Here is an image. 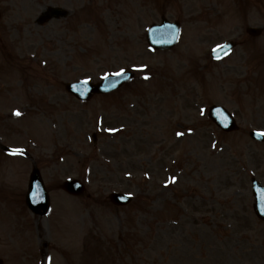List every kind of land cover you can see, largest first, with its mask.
<instances>
[{"label": "rangeland", "instance_id": "obj_1", "mask_svg": "<svg viewBox=\"0 0 264 264\" xmlns=\"http://www.w3.org/2000/svg\"><path fill=\"white\" fill-rule=\"evenodd\" d=\"M49 6L71 13L36 24ZM0 10V140L29 149L53 203L42 218L25 206L29 158L0 164V191L16 193L0 196L5 264H264L250 182L264 184V143L249 137L264 131V32L246 33L264 25V0H0ZM163 16L182 35L153 51L146 29ZM228 39L239 45L213 60ZM123 69L135 79L91 101L66 90ZM212 104L241 129L221 132ZM71 177L87 195L59 189ZM117 181L141 194L136 205L107 201Z\"/></svg>", "mask_w": 264, "mask_h": 264}, {"label": "water", "instance_id": "obj_2", "mask_svg": "<svg viewBox=\"0 0 264 264\" xmlns=\"http://www.w3.org/2000/svg\"><path fill=\"white\" fill-rule=\"evenodd\" d=\"M60 13L61 12L59 9L52 8L47 13V16L42 19L50 18L53 15L58 16ZM178 30H179L178 25L171 24L168 21L164 20L161 25H153L150 28L149 34H148V40L155 47H161V48L169 47L170 45H172L171 42L176 38ZM223 53H225V50L224 48H221V50L218 51V54L221 55ZM122 77L117 78L113 86L121 85L123 83ZM72 87L73 88H70V85H69V89L73 93H75L79 98L86 97V94L84 90L82 89V86H80L79 84H72ZM92 91L98 92V91H101V89L99 88L98 85H93ZM90 96H91V93L89 97ZM210 116L213 118L214 121H216L225 130H231L235 128V123L232 117L222 107H216V106L212 107L210 109ZM64 188L73 194H79L84 190V186L81 183H78L74 180L66 182L64 184ZM261 197L258 198V201L256 204L257 210L263 209L264 207V203L260 201ZM114 200L117 201V199H114ZM27 202L30 208L36 213L45 214L47 213L49 209V205H50L49 195L44 187L42 178L38 170L36 169L31 175L30 191H29ZM0 264H2L1 260H0Z\"/></svg>", "mask_w": 264, "mask_h": 264}, {"label": "snow or ice", "instance_id": "obj_3", "mask_svg": "<svg viewBox=\"0 0 264 264\" xmlns=\"http://www.w3.org/2000/svg\"><path fill=\"white\" fill-rule=\"evenodd\" d=\"M117 75H120V73H117ZM17 114H19V113H17ZM19 151H20L19 149H14V150H13L14 154H15V153H18Z\"/></svg>", "mask_w": 264, "mask_h": 264}]
</instances>
